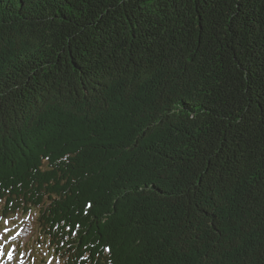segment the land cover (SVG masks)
<instances>
[{
	"label": "trees",
	"instance_id": "trees-1",
	"mask_svg": "<svg viewBox=\"0 0 264 264\" xmlns=\"http://www.w3.org/2000/svg\"><path fill=\"white\" fill-rule=\"evenodd\" d=\"M29 214L60 264H264V0H0Z\"/></svg>",
	"mask_w": 264,
	"mask_h": 264
},
{
	"label": "rangeland",
	"instance_id": "rangeland-1",
	"mask_svg": "<svg viewBox=\"0 0 264 264\" xmlns=\"http://www.w3.org/2000/svg\"><path fill=\"white\" fill-rule=\"evenodd\" d=\"M0 264H60L51 257L46 241L38 240L34 214L0 219Z\"/></svg>",
	"mask_w": 264,
	"mask_h": 264
},
{
	"label": "snow or ice",
	"instance_id": "snow-or-ice-1",
	"mask_svg": "<svg viewBox=\"0 0 264 264\" xmlns=\"http://www.w3.org/2000/svg\"><path fill=\"white\" fill-rule=\"evenodd\" d=\"M9 258H11L10 254H9Z\"/></svg>",
	"mask_w": 264,
	"mask_h": 264
}]
</instances>
